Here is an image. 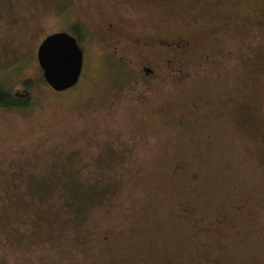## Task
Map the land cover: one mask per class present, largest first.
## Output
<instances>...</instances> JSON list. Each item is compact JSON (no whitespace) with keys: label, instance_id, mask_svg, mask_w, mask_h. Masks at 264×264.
I'll return each instance as SVG.
<instances>
[{"label":"rangeland","instance_id":"rangeland-1","mask_svg":"<svg viewBox=\"0 0 264 264\" xmlns=\"http://www.w3.org/2000/svg\"><path fill=\"white\" fill-rule=\"evenodd\" d=\"M81 1L0 0V84L31 102L0 109V264H264V0H124L105 11L191 40L184 61L83 39L78 83L57 93L36 48L105 2ZM67 181L103 193L74 226Z\"/></svg>","mask_w":264,"mask_h":264},{"label":"flooded vegetation","instance_id":"flooded-vegetation-1","mask_svg":"<svg viewBox=\"0 0 264 264\" xmlns=\"http://www.w3.org/2000/svg\"><path fill=\"white\" fill-rule=\"evenodd\" d=\"M136 1L139 2L142 6L147 7L152 4H156L155 0H129L126 4L131 3L133 4L132 6H134L136 4ZM244 1L245 0H238L237 6H239L240 3L242 4V2ZM66 3H68L70 11L78 10V5L80 6V4H83L81 0H66ZM123 3L124 0H105L103 7L101 5H96L93 8V11H95L94 16L88 17L85 20H82L79 16H74L73 14L71 15L70 13L67 19L70 21L69 24H71L67 25V28L64 27L57 33L63 32L72 36L81 49L83 57L84 48L80 43L83 39L86 40L88 38L94 37L96 41H100L101 43L111 47L112 51L110 57L108 58L111 60H122L123 56H121L120 53L126 47L131 45L133 47L140 48L142 51H148L149 49H153L154 46H160L165 52V56H167L165 60L167 66H169L172 61H177L179 59L181 60V62L184 61V54L194 45L191 40H185L179 36H167L162 38L158 37L156 39L152 37H145L143 35L141 36L140 34H138V31H135L134 16L128 7L125 6L127 8L126 13L119 12L115 15H110V13L105 11L108 9H112L116 13L117 11H115V9L117 8V4L122 5ZM164 3L165 0H159V3L157 4L162 5ZM237 6L235 7V9H237ZM255 18H258V20H256L255 22V26L264 24L263 9L262 11H260V13L254 16V19ZM228 25H230V23L225 21L222 25L220 24V27L227 29ZM204 57L206 58L207 56L205 55ZM179 66L180 68L182 67L181 64H179ZM139 71L142 74H145V76H149L153 73L152 69L143 66L142 69H139ZM178 71L181 70L179 69ZM65 91H68V89ZM65 91L57 93H63ZM211 98L212 99L210 103H206V106L210 105V109L211 106H214L215 104V96H212ZM203 108L204 105L201 103H198L196 107L193 105V108L188 111V116L192 115V121L199 119V117L202 115ZM218 116H221L223 118V115L220 113ZM184 122L185 121L183 118L181 125H183Z\"/></svg>","mask_w":264,"mask_h":264},{"label":"water","instance_id":"water-1","mask_svg":"<svg viewBox=\"0 0 264 264\" xmlns=\"http://www.w3.org/2000/svg\"><path fill=\"white\" fill-rule=\"evenodd\" d=\"M36 60L44 82L53 91L62 92L77 84L83 56L72 36L63 32L46 36L37 47Z\"/></svg>","mask_w":264,"mask_h":264},{"label":"trees","instance_id":"trees-1","mask_svg":"<svg viewBox=\"0 0 264 264\" xmlns=\"http://www.w3.org/2000/svg\"><path fill=\"white\" fill-rule=\"evenodd\" d=\"M4 84H0V109H26L31 105L30 97L27 94L23 93H15L12 94L8 92ZM64 183L66 189L62 190V194L66 195V199L63 201V209L67 212L70 217L68 219H64L67 225L74 226L75 224L81 223L83 220L82 212L87 210L91 205H96L100 202V196H103L102 189L96 190L93 188L92 190L84 189L81 184L73 182L70 183L67 181V184ZM35 190V189H34ZM49 189L38 190L35 192L46 193ZM93 207V206H92ZM82 217V218H81Z\"/></svg>","mask_w":264,"mask_h":264}]
</instances>
